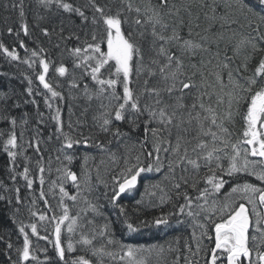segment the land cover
Masks as SVG:
<instances>
[{
	"label": "snow or ice",
	"instance_id": "6c2138e0",
	"mask_svg": "<svg viewBox=\"0 0 264 264\" xmlns=\"http://www.w3.org/2000/svg\"><path fill=\"white\" fill-rule=\"evenodd\" d=\"M35 2L43 10L36 12L38 20L47 18L51 23L54 15L62 17L61 56L67 54L71 68L63 59L58 64L50 59L43 47L22 59L16 48L0 43V54L8 60L29 69L36 65L35 81L24 77L27 96L42 95L52 113L45 120L38 111L34 134L25 141L28 113L13 115L11 109L20 108V103L10 105L12 96L0 95V123L5 125L0 128V147L7 155L13 184L22 177L25 188L35 192L38 179L39 196L31 203L39 199L54 212L48 197L58 195L61 212L48 216L28 209L36 220L19 221L22 243L15 247V259L14 245L7 243L11 264H109L117 257L120 264H149V256L155 254L159 261L165 251L172 255L171 264H264V0ZM11 7L17 11L19 30L8 27V34L19 37L22 31L30 36L25 0H13ZM73 17L79 24L73 23ZM37 27L45 37L55 31ZM18 47L29 51L23 40ZM50 68L55 78L49 76ZM34 82H38L35 88ZM65 87L68 98L83 100L82 115L92 112L87 132L86 119L65 125L60 107L66 100ZM23 103L39 107L35 99ZM49 121L53 129L45 139L40 126ZM114 141L117 151L125 150L124 166L109 174V184L89 150L115 163L117 152L109 147ZM27 148L33 149L34 158L25 155ZM21 158L22 171H18ZM77 161L79 172L74 170ZM53 172L56 179L47 181L46 191V174L50 177ZM145 173L162 178L146 186L145 192L154 196L149 188L160 189L164 193L160 203H172V210L136 223L118 202L136 189ZM69 182L75 194L66 189ZM164 182L172 195L164 191ZM100 185L104 191L94 196ZM226 185L229 190L224 191ZM0 188L14 193L13 198L0 195V200L23 204L19 187L0 182ZM102 199L119 207L129 233L174 224L191 231L183 243L180 237L169 242L167 250L163 245L144 248L122 243L105 216ZM72 207L78 210L73 213ZM20 210L17 207L16 213ZM32 237L51 244L54 255H47L46 246L34 247ZM39 251L44 252V261L35 254ZM163 264H169L167 259Z\"/></svg>",
	"mask_w": 264,
	"mask_h": 264
},
{
	"label": "trees",
	"instance_id": "16d2710c",
	"mask_svg": "<svg viewBox=\"0 0 264 264\" xmlns=\"http://www.w3.org/2000/svg\"><path fill=\"white\" fill-rule=\"evenodd\" d=\"M12 2L13 0H0V43H4L5 46H8L9 48H16L17 52L20 54L22 59L30 58V53L32 50H38L39 47H43L48 53L50 59L56 61L57 64L60 62L61 59H63L66 65L69 66V68H71V62L69 58L67 57V54L65 53L63 57L61 56V51L63 50L64 43H65L64 41H61L58 36V33L60 31V20L62 17H57L54 15L51 23L47 20V18L42 21L38 20L36 17V12L40 11L41 13H43V10L37 9L35 0H25L26 20H27V23L29 24L31 35L24 36L22 31L19 37H16L15 33H13L12 35H9L7 32L8 27H12L14 30H19L18 14L16 10L12 9L11 7ZM135 2H139V0H135ZM5 4L9 5L7 9H5L4 7ZM73 23L79 24L78 18L73 17ZM37 24H39L41 27H48L50 29L55 28V31L52 32L50 37H45L40 31V27H37ZM19 40H23V42L27 46L29 50L27 53L24 51V49H20L18 47ZM57 43L61 45L59 49L55 48V45ZM71 43H74V41L69 42L68 44L69 47L71 46ZM40 55L43 56L44 53H41ZM35 67L36 65H33V69H35ZM33 69H29L28 66L23 63L10 61L6 57H4L2 54H0V95L4 93H8L10 96H12V99L8 101V104L11 105L14 102H18L20 103V105L23 106V101L25 99L29 101H31L32 99H35L37 102L43 103L44 97L42 95L33 96V97L27 96V92H26L27 80H25L24 77L27 75L35 81V75H34ZM49 76L55 78L52 68H50L49 70ZM37 85H38V82H34L33 87L35 88L37 87ZM40 90L43 91L42 87ZM62 91H64V94L66 96V100L60 103V107L62 109V116L65 122V125H67L69 120L75 123V121L78 118L81 120L86 119L88 123L84 130L87 132L88 129L92 125L91 110L89 111L88 115L85 117L84 115H82L83 104H84L83 100L73 101L71 98H68L67 87L62 89ZM45 110H46V115H44V119L48 120V117L52 113H50L46 107H45ZM73 113L75 114L73 115ZM47 125L51 129V131L47 133L45 137H44V134H45L44 129H42L43 126H40L41 135L45 139L47 138L48 135L51 134L52 129H53V124L51 121H49ZM2 127H5V125L3 123H0V128ZM36 127H37L36 118L31 119L29 122V125L27 126V130L25 131V134H24L25 141H27L34 134V129ZM238 129H239V124H237L236 130L238 131ZM46 130H48V128H46ZM65 130H67V128ZM19 131L20 129L18 128L17 129L18 134H19ZM25 147H27L26 143H25ZM109 147L112 152H117V160L115 163L109 160L107 155H102V154H99V155L101 156V159L104 160L103 164H100V162L98 163L95 160V164L99 165L100 167V175L104 180H106V177L108 176V175L106 176L105 174L107 173V171H109L110 173H117L124 166L123 158L121 157V153L125 151L124 148H121L119 151H117V146H116L115 141L113 142V144L109 145ZM89 151H91L92 153L98 154L95 149H90ZM25 155L28 157L34 158L33 149L27 148ZM134 155L135 153L133 152L132 156L134 157ZM54 156H55V153H53V157ZM22 164H23V159L21 158L20 165H18V168H17L18 171H22ZM9 167H10V164H9L7 155L6 153L3 152L2 147H0V182H2L4 185H7L10 188L19 187L21 190L20 195L23 199V204L16 205V206H14V199H13L12 204H9L7 200H0V264H11V261L9 260V250L7 249L8 242L13 243L14 247L11 250V256H12V259L16 258L15 247L20 246V244L22 243V237L19 235L17 231L19 221L22 220L25 224H28L30 221L36 220V218H33L30 216V213L28 211L29 208L36 210L38 215L40 213H44L48 216H52V215L58 216L61 212V210L57 207V200L59 198L58 195L55 198H53L52 196L48 197L52 208L55 209L54 212H50L49 209L39 199H36V203L35 205H33L31 203V200L39 196L38 179L36 180V183L33 185V188L36 189L37 191L29 192L24 186L25 182L22 179V177H17V182L15 185L9 179V175H8ZM32 167L33 168L35 167L34 163ZM53 167H55V164L53 165ZM89 167H92V161L89 162ZM92 174L93 176L96 175L95 168H93ZM155 177L158 178L159 180L162 179V178L157 177L155 173H145V174H142L140 181L144 178L143 181H146V186H149L153 184L155 180H157ZM50 179H56L55 172H53V174L50 177L47 176L46 174V184L44 185V188L46 191L48 190L47 181ZM157 181H155V183H157ZM229 184H231V182H229ZM65 187L71 194H75V189L71 186L70 182L66 184ZM101 187L103 188V185L99 186L98 188L99 192L101 191L100 190ZM162 187H164V191L168 193V195H172V191L170 187L167 186V182H164L162 184ZM227 190H229V185L225 186L224 191H227ZM149 191L158 193L159 197L164 194V193H161L160 189L149 188ZM57 192H58V189H57ZM97 192L94 193V196L98 195ZM142 193L144 194L143 199L145 200L146 197H148V194L145 193V190ZM0 195H5L9 198L14 197V193H5L3 192L2 188H0ZM149 196H150V199L149 198L148 199L151 200L152 202L153 199L155 198V195L154 196L149 195ZM173 200H175V197H173ZM67 203L70 206H72L71 201H67ZM139 205L140 204H137V202H135V198L127 199V202L123 204V206L125 207V212L127 211L128 215H131L132 212L137 211L136 209L137 207H139ZM165 206L167 208H172V203H166ZM17 207L21 209L19 213H16ZM118 208L119 207L112 206V209L114 210ZM148 211L149 210H147L145 214L149 213ZM72 212L73 213L76 212L73 209V207H72ZM14 220L16 221L15 223L13 222ZM44 223H47V221H45ZM184 228L191 229L190 227H186V226H184ZM141 230L143 232L145 231L144 233H141L140 235L141 238L139 236H136L135 238L131 233L128 232L126 234H120L121 236L120 239H118L119 236H117V239L120 240L122 243L131 244L132 246H134V245H138V242H136V239H139L140 243L145 244V245H150V244L155 245V242H152L149 238L158 237L157 244L162 240L166 239L168 241H172L175 238V232L172 229H169L168 227H165V226L157 228V229H150V228L148 229L147 227H142L136 233L141 232ZM28 231L30 232V229ZM64 235L66 236L67 233L65 232ZM32 239L34 241V247L36 243L40 245L41 249H43L46 246L48 249L47 255L49 257H52L54 255L51 244H48L47 241H36L35 237H32ZM16 241H21V243H17ZM181 243H183V241ZM145 245H141V246H145ZM35 254L39 257L40 261H44L45 254L43 251L36 252ZM170 255L168 257H170ZM31 264H35V262H31Z\"/></svg>",
	"mask_w": 264,
	"mask_h": 264
},
{
	"label": "bare ground",
	"instance_id": "6f19581e",
	"mask_svg": "<svg viewBox=\"0 0 264 264\" xmlns=\"http://www.w3.org/2000/svg\"><path fill=\"white\" fill-rule=\"evenodd\" d=\"M16 103H18V102H16ZM38 105H39V107L37 109V107L32 105L31 103H29V104L23 103V106L20 105L21 106L20 109L13 107L11 109V111H12L13 115H15L17 117L21 116L25 112L28 113V118H29V122H30L31 119H35V118L37 119L38 118V111L39 112H43L44 115H46V110H45V107H44L43 103L42 102L41 103L38 102ZM46 128H48V130H46ZM42 129H44V132H45L44 137L46 136L47 133H49L51 131V129L48 127V125H43ZM49 147H51V146H49ZM53 153H55V152L53 151L51 153L52 156H53ZM91 154L96 157L95 160L99 163L100 160H101V156L99 154H95V153H92V152H91ZM45 155H48L47 148H46V151H45ZM79 166H80V161L79 162L77 161L74 164V170H76L78 172L80 170ZM105 174H106V176L108 175L106 177V180L109 182V184H111V179H110V175H109L110 172L107 171V173H105ZM156 176L159 177L158 174H156ZM144 178H146V177H144ZM144 178L138 183L136 189L132 190L131 192L123 194L121 199H120V201L118 202V204L123 205L124 203L127 202V199H134V198H135V202L142 201V203H140L139 207H137V209H136L137 211L132 212L131 215H128L127 211L125 212L126 216L128 218H130L132 221L136 222V223H139L140 219H145V220L151 221L154 217L161 216V215L166 214V213H168L169 211L172 210V208H167L165 206L166 203H164V204L160 203V199H159L160 197H159L158 193H155V198L153 199L152 202H151V200H149L150 196H149L148 193H146V194H148V197L145 196L146 199L145 200L143 199L144 198V194L142 192L146 188V181H143ZM159 178H161V177H159ZM156 179L158 181L155 180V179H153V180H155L157 182H160V180L158 178H156ZM249 180L259 184V182L254 181V178H249ZM155 181H154V183H155ZM100 190H101L100 192L104 191V189L102 187H101ZM100 192L99 191L97 192L98 195H100ZM101 202L104 203L107 206L105 208V210H104L105 216L111 222V227H112V230L115 233L116 238H117V236H119L118 239H120V237H121L120 234L128 233V231L126 230L125 224L123 223V221L125 220V215H121L119 213V208L116 209V210L112 209V206L107 202L106 199H102ZM73 209L75 211L78 210L77 207H73ZM147 210H149L148 211L149 213L145 214V212ZM155 211H156V213H155ZM154 213H155V215H154ZM160 227H163V225H161ZM147 228L148 229L149 228L150 229H157V227H155V226L147 227ZM169 229H172L175 232V238L172 241H168V240L165 239V240L160 241L157 244L158 237L149 238V239L152 242H155V245H163L165 247V249L167 250L169 242H174L177 237H180L181 238V242H182L183 239H186L188 237V235H189V233L191 231V229L184 228L183 225H175V224ZM144 232L141 230V232H138V233L134 232V233H131V234L135 238H136V236H139L141 238L140 235H141V233H144ZM16 242L17 243H21V241H16ZM136 242H138V245H134V247L149 248V247L154 246L153 244H150V245L142 244V243H140L139 239H136ZM141 245H145V246H141ZM51 247H52V245H51ZM144 255L147 256L148 254L145 253ZM169 255H170V253L165 251L164 256L160 257L159 261H158V257L155 254H152L151 256L148 257V262H149V264H163V260L167 259L169 264H171L172 255H170V257H168ZM109 264H120L119 258L117 257L116 261H109Z\"/></svg>",
	"mask_w": 264,
	"mask_h": 264
},
{
	"label": "rangeland",
	"instance_id": "374dc122",
	"mask_svg": "<svg viewBox=\"0 0 264 264\" xmlns=\"http://www.w3.org/2000/svg\"><path fill=\"white\" fill-rule=\"evenodd\" d=\"M146 193V192H145Z\"/></svg>",
	"mask_w": 264,
	"mask_h": 264
}]
</instances>
